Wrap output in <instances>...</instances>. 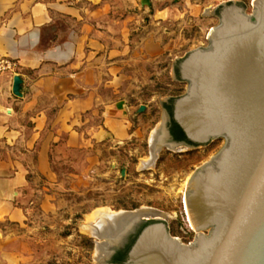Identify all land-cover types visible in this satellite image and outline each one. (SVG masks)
I'll return each mask as SVG.
<instances>
[{
    "label": "crops",
    "instance_id": "1",
    "mask_svg": "<svg viewBox=\"0 0 264 264\" xmlns=\"http://www.w3.org/2000/svg\"><path fill=\"white\" fill-rule=\"evenodd\" d=\"M114 2L0 0V58L15 65L0 71V264L23 258L8 246L6 223L24 224L35 208L52 212L65 178L84 180L103 151L134 133L142 104L124 99L120 84L129 60L162 47L135 40L133 17Z\"/></svg>",
    "mask_w": 264,
    "mask_h": 264
},
{
    "label": "water",
    "instance_id": "2",
    "mask_svg": "<svg viewBox=\"0 0 264 264\" xmlns=\"http://www.w3.org/2000/svg\"><path fill=\"white\" fill-rule=\"evenodd\" d=\"M251 2L246 13L242 1H222L207 46L172 61L171 77L186 82L185 92L159 100L149 158L136 167L153 169L161 146L175 152L224 139L186 183L183 203L194 239L182 242L164 219L140 216L138 209L95 207L78 228L100 240L91 255L98 264H264V0ZM139 3L152 7L151 0ZM21 84L14 75V95H22ZM170 99L171 114L164 106ZM169 119L186 141L172 139ZM137 225L143 226L124 261L110 263L114 247Z\"/></svg>",
    "mask_w": 264,
    "mask_h": 264
},
{
    "label": "rangeland",
    "instance_id": "3",
    "mask_svg": "<svg viewBox=\"0 0 264 264\" xmlns=\"http://www.w3.org/2000/svg\"><path fill=\"white\" fill-rule=\"evenodd\" d=\"M154 1L151 8L141 7L139 0L114 2L121 13L133 17L135 40L152 37L162 47L158 56L129 60L125 70L130 78L120 84L124 99L135 107L146 106L135 116L130 128L134 133L103 151L102 159L84 180L65 178L52 212L35 208L24 224H5L12 234L8 246L22 253V264H98L91 255L94 241L100 240L78 228L86 221L84 215L95 207L114 212L152 208L163 212L172 236L184 243L194 239L183 203L186 183L193 171L220 149L224 139L175 152L161 146L153 169L136 167L139 159L149 158V139L161 118L159 100L185 92L186 82L171 77L172 61L191 49L207 46L208 32L219 23L213 10L225 0ZM240 1L245 12L251 13L252 0Z\"/></svg>",
    "mask_w": 264,
    "mask_h": 264
},
{
    "label": "trees",
    "instance_id": "4",
    "mask_svg": "<svg viewBox=\"0 0 264 264\" xmlns=\"http://www.w3.org/2000/svg\"><path fill=\"white\" fill-rule=\"evenodd\" d=\"M171 100H169L168 103H164L165 108L168 110V112L171 114ZM170 132L173 136V139L176 141H186L185 136L181 129L178 127V125L171 119L170 120ZM143 225L140 226V228L137 230L136 234L130 238V241L126 244L124 249H119L117 253L112 257L113 263H121L124 261L125 255L132 244L133 240L135 239L137 233L140 231Z\"/></svg>",
    "mask_w": 264,
    "mask_h": 264
},
{
    "label": "flooded vegetation",
    "instance_id": "5",
    "mask_svg": "<svg viewBox=\"0 0 264 264\" xmlns=\"http://www.w3.org/2000/svg\"><path fill=\"white\" fill-rule=\"evenodd\" d=\"M170 120H171V119H169V121H168V129H169V132H170ZM170 135H171V132H170ZM171 137H172V139H173V136H172V135H171ZM139 228H140L139 225L135 226V227L133 228V230L130 231V232H129V233L123 238V240L121 241V243H120L119 245H117L116 247H114V251H113V253H112V255H111L110 259H109V262H110V263H113V262H112V257L117 253V251H118L119 249H124V248H125L126 244L130 241V238H132V237L136 234V232H137V230H138Z\"/></svg>",
    "mask_w": 264,
    "mask_h": 264
},
{
    "label": "bare ground",
    "instance_id": "6",
    "mask_svg": "<svg viewBox=\"0 0 264 264\" xmlns=\"http://www.w3.org/2000/svg\"><path fill=\"white\" fill-rule=\"evenodd\" d=\"M186 209V208H185ZM111 210V209H110ZM112 211V210H111ZM140 216H144V217H148V216H152V217H158V218H162L164 216L163 212L152 209V208H145V209H139L136 211ZM188 223V222H187ZM190 225V223H189ZM191 227V225H190ZM192 228V227H191Z\"/></svg>",
    "mask_w": 264,
    "mask_h": 264
},
{
    "label": "built area",
    "instance_id": "7",
    "mask_svg": "<svg viewBox=\"0 0 264 264\" xmlns=\"http://www.w3.org/2000/svg\"><path fill=\"white\" fill-rule=\"evenodd\" d=\"M14 66L15 65L12 61L5 58H0V71L12 69Z\"/></svg>",
    "mask_w": 264,
    "mask_h": 264
}]
</instances>
